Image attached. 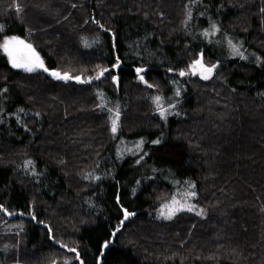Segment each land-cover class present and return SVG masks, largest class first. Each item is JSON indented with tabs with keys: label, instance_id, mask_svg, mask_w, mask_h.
<instances>
[{
	"label": "trees",
	"instance_id": "16d2710c",
	"mask_svg": "<svg viewBox=\"0 0 264 264\" xmlns=\"http://www.w3.org/2000/svg\"><path fill=\"white\" fill-rule=\"evenodd\" d=\"M202 18L263 63L192 74L216 57ZM6 36L68 78L0 48V264H264V0H0ZM174 183L202 212L156 215Z\"/></svg>",
	"mask_w": 264,
	"mask_h": 264
},
{
	"label": "rangeland",
	"instance_id": "374dc122",
	"mask_svg": "<svg viewBox=\"0 0 264 264\" xmlns=\"http://www.w3.org/2000/svg\"><path fill=\"white\" fill-rule=\"evenodd\" d=\"M202 19L199 20V22L197 23L198 27L196 29L197 33L195 34V39L202 43L211 45L215 51L216 57H215L214 64L210 66L203 65L202 62L200 63L202 66H204L203 69H208V68L212 69L211 72L202 71L201 73H199L201 74V76L204 77L205 75H207V77L209 78L214 73V71L217 69V67L221 65V63L226 62L225 60L227 59L238 58L243 61H248V62L259 64V65L263 63L262 55L259 52L255 51L254 49L249 48L246 45L242 37L235 36V35L225 32L224 30L221 29V27L218 25V23L214 19L211 21H209V19H206V18L203 20ZM12 38H16L20 41H23L25 45H31V48L35 51L36 54H38L39 59L43 62L44 67L36 68V70L34 71H43L49 75H52L53 72H56V73H59L60 76H64L62 72L48 68L47 65L45 64L43 57L41 56L39 51L33 46V44H31L30 42H27L25 39L21 37L6 36L3 39L1 45L4 43L5 40H10ZM233 46L236 49H239L240 54H237L234 51ZM10 47L20 48L22 58L24 59L27 58L28 51L24 49L22 45H10ZM1 49L7 55L9 59V63L13 66L12 58L8 55L7 52L4 51L3 48ZM14 68L27 71L23 67H14ZM45 68L48 71H45L44 70ZM65 77L68 78V75H66ZM108 109H109V114L111 117V128H112V120L115 118L116 113L118 111L116 108H112L111 106H108ZM119 120H120V113H119L118 122ZM112 133H113V139L114 141H116V146H117L116 150L114 151V155L116 159L120 160L121 158H123V160H125L126 158L130 156V157L135 158L137 163L141 164V154L145 150L146 141L142 142L141 137H139V138L133 139L134 141L130 142L129 140L128 142H126L125 139L121 138L118 126H117V130L115 132L112 131ZM174 185L176 186L174 195L169 199L168 202H166L165 204H163L160 208L156 210V215L158 217H162L164 219H171L174 215L182 211L202 212V210L198 209V205L195 201L197 197V193L191 188L189 184L186 185L183 183V185L182 184L178 185L177 183H174ZM173 201H178L179 203L174 204ZM181 205L183 207H181ZM166 206H170V207H166ZM189 208H191V210H189ZM170 211H172V215H171V218H168V213Z\"/></svg>",
	"mask_w": 264,
	"mask_h": 264
},
{
	"label": "snow or ice",
	"instance_id": "6c2138e0",
	"mask_svg": "<svg viewBox=\"0 0 264 264\" xmlns=\"http://www.w3.org/2000/svg\"><path fill=\"white\" fill-rule=\"evenodd\" d=\"M10 45H22L24 49H26L28 51V56L26 59L22 58L21 56V49L20 48H14V47H10ZM234 47V46H233ZM0 48H3L5 52L8 53V55L12 58L13 61V66L14 67H23L25 68L27 71H34L36 70V68H43V62L39 59L38 54L35 53V51L31 48V45H25L23 41H20L16 38H12L10 40H5L4 43L2 45H0ZM234 51L237 54L239 53V49H236L234 47ZM200 61H197L196 64L193 65V69L196 68V65H199ZM202 67V66H201ZM45 71H48L46 68L44 69ZM204 72H211L212 69L208 68V69H203ZM52 75L56 76V78L58 79H64L67 77H62L60 76L59 73L53 72ZM181 75H184L183 72H181ZM205 79H207V75L204 76ZM141 79H143L141 77ZM157 102H159V97H157ZM118 119H119V113H116L115 118L112 120V131L115 132L117 130V126H118ZM194 195V193H193ZM174 204H178V201H173ZM166 207H170V206H166ZM181 207H183L181 205ZM178 210V209H176ZM189 210H191V208H189ZM172 215V211H170L168 213V218H171Z\"/></svg>",
	"mask_w": 264,
	"mask_h": 264
},
{
	"label": "water",
	"instance_id": "95a60500",
	"mask_svg": "<svg viewBox=\"0 0 264 264\" xmlns=\"http://www.w3.org/2000/svg\"><path fill=\"white\" fill-rule=\"evenodd\" d=\"M201 64L197 65L195 69H193V66L190 67V72L192 74H197V73H201L203 71L204 66H202ZM140 69L137 68V72H139ZM1 209L3 211V213L9 218V219H15L18 216H30V215H26L21 211H15V212H10L8 209H6L4 206H1Z\"/></svg>",
	"mask_w": 264,
	"mask_h": 264
}]
</instances>
